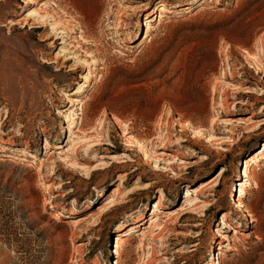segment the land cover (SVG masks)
<instances>
[{"label":"rangeland","instance_id":"obj_1","mask_svg":"<svg viewBox=\"0 0 264 264\" xmlns=\"http://www.w3.org/2000/svg\"><path fill=\"white\" fill-rule=\"evenodd\" d=\"M263 145L264 0H0V264H264Z\"/></svg>","mask_w":264,"mask_h":264},{"label":"bare ground","instance_id":"obj_2","mask_svg":"<svg viewBox=\"0 0 264 264\" xmlns=\"http://www.w3.org/2000/svg\"><path fill=\"white\" fill-rule=\"evenodd\" d=\"M35 4H37V2H34ZM188 3V2H187ZM41 6L42 5H44V3H41L40 4ZM74 9H77L76 7L74 8ZM169 11V9L164 5V4H162L161 3V9H160V12H159V14H152L150 17H148V18H146L145 19V23H144V27H145V33L146 32H149V31H151L152 29H153V22L158 18V20L160 21L161 19H162V13H164V12H168ZM155 15V16H154ZM29 16L31 17H33V15H30L29 14ZM56 38H58V37H56ZM55 38V39H56ZM71 100H69L70 101V103H72L73 101H74V99L73 98H70ZM164 103H166V101L164 102ZM162 105V104H161ZM167 111H170V107L168 106V104L166 105V104H163L158 110H157V112H156V116H155V127L153 128V126H152V133H153V135L154 136H157V137H162L163 136V129H162V124H163V121H162V117H163V115H164V113H167ZM171 113V112H170ZM175 113V112H174ZM172 114V113H171ZM176 115V114H175ZM76 118H79V117H76ZM72 119H75L74 117L72 118ZM176 121H178V122H181L182 123V119L180 118V116L179 117H177L176 118ZM177 122V123H178ZM184 123V125L185 126H187L188 128L187 129H189V134L190 135H192V137L193 138H197V139H200L201 141L202 140H204V142L206 141V142H212L213 141V139H214V135H213V131L212 130H210V128H194V127H189L188 126V123L186 122V121H183ZM184 126V127H185ZM182 127V126H181ZM149 130V129H148ZM68 132H69V137L68 138H70V137H74L75 135H74V130H72V129H69L68 130ZM149 133V132H148ZM151 133V134H152ZM165 138H162V143L158 146V149H160V153H162V154H164V155H166L167 153L164 151V149H165V146H166V141L168 140V138H169V135H177V134H175V133H171V132H169V131H165ZM152 135V137H154ZM150 136V135H149ZM148 137V136H147ZM148 138H150V137H148ZM156 138V137H155ZM167 138V140L166 141H164L165 139ZM152 139V138H151ZM150 139V140H151ZM153 140V139H152ZM180 140V139H179ZM182 141H184V140H182ZM216 143H220V142H216ZM49 145V143H45L44 145H43V148L44 149H48V146ZM213 146V145H212ZM168 148V147H167ZM215 148V147H214ZM162 149V150H161ZM256 151V152H255ZM254 151V153H253V155H252V158H251V160L250 161H246L245 162V164H244V171H243V175H244V177H246L247 179H249V180H251V179H253L254 178V171H253V169L256 167V165H257V163L260 161V159H262L263 157H264V145H263V147H262V150H255ZM100 157H104V156H100ZM153 158V157H152ZM165 159V158H164ZM152 160H154V159H152ZM162 160V159H161ZM167 160V159H166ZM168 163H171V161H168ZM41 164H42V162H41ZM220 174H223V171H221L220 172ZM122 184V183H121ZM119 185H120V183H119ZM250 185H251V188H256L257 187V183L256 182H252V183H250ZM116 190V189H115ZM195 190L194 189H191V188H186V195H185V199L183 200V203H189V202H191V197H192V192H194ZM233 192V191H232ZM238 192H239V194H238V196H236V195H234V193H231V196H230V200L232 201V204H234V203H237V205H239L238 207H242L243 205H242V203H241V201H242V199L243 198H245L246 197V195H247V190L243 187V186H239V188H238ZM108 197V199L109 198H113V195H109V196H107ZM159 198V200L161 199V195L158 197ZM182 203V204H183ZM155 205H154V207H153V209H152V214L153 215H151L149 218H148V226H147V228L148 227H156V226H159V222H160V219H161V216L159 215V214H157V213H161V214H163L164 216H163V218H168L170 215H173L174 213H175V211L176 210H178V209H173V208H167V207H165V208H162V206H161V204L158 202V201H156V203H154ZM184 207V205H182V207H181V209ZM237 207V208H238ZM182 213H184V212H182ZM182 213H180V214H182ZM225 216H226V213H224L223 214V216L221 217V223H223L224 225H226V227L227 226H229V224H228V222H226L225 221ZM134 225L132 224V225H130L129 227H127V229L128 230H124V231H127L126 233H124V234H122V235H120V234H117L116 235V244H115V248L117 249L120 245H122L123 243H125L126 241H127V239L129 238L128 237V235H130V234H132L133 232H134ZM146 229V227H143V230H145ZM123 231V232H124ZM144 234V233H143ZM221 238L223 239V240H225L226 241V246H228L227 247V249L229 248V245H230V236L227 234V233H222L221 234ZM196 244H193V246H195ZM114 253H116V254H118V252H117V250H114ZM217 254H219V255H221L222 254V252L221 251H219ZM224 254V253H223ZM219 259V258H218ZM219 261V260H218ZM221 261V260H220ZM114 263L116 264L117 263V261H114Z\"/></svg>","mask_w":264,"mask_h":264}]
</instances>
